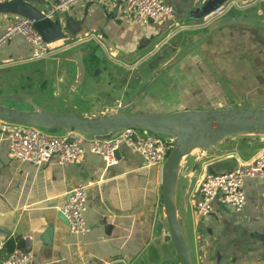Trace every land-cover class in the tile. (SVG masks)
Here are the masks:
<instances>
[{
	"label": "crops",
	"instance_id": "1",
	"mask_svg": "<svg viewBox=\"0 0 264 264\" xmlns=\"http://www.w3.org/2000/svg\"><path fill=\"white\" fill-rule=\"evenodd\" d=\"M28 1L44 8L54 2ZM165 1L174 7L175 20L183 23L177 31L173 32L171 22L137 23L125 13V0H78L66 12L53 16L62 22L71 17L81 23L77 41L48 42L50 57L33 60L32 46L21 35L2 42L0 74L28 69L38 74L42 84L34 92L24 87L8 92L49 101L61 111L96 116L104 108L123 106L135 92L129 85L133 72L126 75L124 68L111 67L110 61L146 65L165 47L172 50L171 55L178 52L210 24L200 20L216 4L235 1L241 7L230 15L264 22V0ZM15 17L0 13V36ZM87 48L92 51L85 59L93 57V52L99 55L94 56L98 73L88 66L83 79H78L74 62H68L71 67L65 69L57 62L52 69L48 66L52 59ZM179 61L176 68L161 73L148 86L130 112L264 107V26L219 25ZM188 100L194 104L184 103ZM2 125L0 122V234L13 240L15 247L30 250L31 264H180L161 216L163 165L146 166L141 154L123 145L113 165L107 166L101 156L87 149L80 162L62 164L53 156L37 167L9 156ZM263 152L264 136H254L234 139L206 154L196 169V154L184 160L177 203L181 202L179 209L186 222L192 264H264V178L245 180L247 201L240 213L214 204V211L201 218L193 208L205 173L247 165ZM79 184L87 186L89 231L84 236L70 233L68 224L58 216L67 193ZM9 252L4 248L0 258Z\"/></svg>",
	"mask_w": 264,
	"mask_h": 264
},
{
	"label": "water",
	"instance_id": "2",
	"mask_svg": "<svg viewBox=\"0 0 264 264\" xmlns=\"http://www.w3.org/2000/svg\"><path fill=\"white\" fill-rule=\"evenodd\" d=\"M247 1V0H244ZM221 4L214 5L210 12ZM48 7H39L28 0H10L0 2V13H12L34 21L35 28L47 42L62 39L64 43L73 44L81 31V23L71 17L63 22L60 19L47 17ZM206 12L205 14H208ZM248 23L264 26L261 20L244 16L227 14L211 22L202 29L197 38H192L178 52L171 55L163 66L148 73L147 67L140 68L131 74L129 85L135 89L132 97L121 107L104 108L99 115L83 116L72 111H61L53 103L35 96L2 93L0 94V121L38 126L44 129L77 130L90 135H105L133 128L171 138L174 148L163 164L162 173V220L169 232L170 242L179 258L180 264H192L186 222L182 217L177 203L179 175L184 160L192 154L198 156L194 169L201 159L214 152L217 148L231 144L234 139H249L264 136V107H228L215 109H186L171 113H133L132 106L139 100L148 86L169 65L181 60L196 48L207 36L208 32L222 24ZM92 49L73 50L60 59H52L49 68L57 62L61 68L71 67L74 62L78 70V79H83L88 57ZM172 50L169 47L159 54V58ZM83 52V54H81ZM89 53V54H88ZM95 57L99 56L93 52ZM158 58V60H160ZM66 68V71H67ZM99 67L94 73H98ZM148 73V76L142 74ZM23 103L24 107L18 105ZM119 157V150L116 158ZM58 216L68 224L65 215L59 211Z\"/></svg>",
	"mask_w": 264,
	"mask_h": 264
},
{
	"label": "built area",
	"instance_id": "3",
	"mask_svg": "<svg viewBox=\"0 0 264 264\" xmlns=\"http://www.w3.org/2000/svg\"><path fill=\"white\" fill-rule=\"evenodd\" d=\"M10 0H0L5 2ZM78 0H54L45 11L47 17L64 13ZM241 7L235 1H229L215 8L200 20L208 24ZM125 13L141 25H164L173 23V32L183 27V23L175 20L174 7L165 0H125ZM16 35H21L32 46L33 60H44L51 56V48L42 34L35 28L34 21L25 17H15L10 21L3 34L0 44ZM2 122V130L8 140L9 156L22 162H30L41 166L53 156H57L62 164L80 162L86 150L101 156L106 165L117 162L116 152L126 146L143 157L146 166L163 165L174 148L171 138L133 128L123 129L112 134L90 135L71 129L64 133L53 132L38 126L19 123ZM247 178H264V152L251 163L238 166L224 172L208 171L200 179L198 197L193 208L198 217H207L214 211V204H219L235 213L242 212L247 197L245 180ZM87 186L79 184L69 190L66 200L58 207L68 221L69 232L84 236L89 231L86 221ZM8 238L0 234V253L5 248ZM33 254L30 250L15 247L0 264H31Z\"/></svg>",
	"mask_w": 264,
	"mask_h": 264
},
{
	"label": "rangeland",
	"instance_id": "4",
	"mask_svg": "<svg viewBox=\"0 0 264 264\" xmlns=\"http://www.w3.org/2000/svg\"><path fill=\"white\" fill-rule=\"evenodd\" d=\"M231 13H235V11H232ZM152 47L154 49L156 48L155 45H152ZM163 50H159L157 53L153 54L149 58V60L145 62L146 65L145 64L140 65L139 63L135 64L136 61L128 62L129 65L128 64L127 65H124V64L116 65V64H114L115 62L110 61L111 64H113V66H111V67H115V66L117 67L118 66L119 68H124L126 75H128L129 72L139 71L140 68H142V67H147L148 73L151 74L153 71H155L158 68H160L161 66H163L165 64V62L170 59V57H171L170 53H168L167 55H163V57L159 58V54ZM158 58L160 60H158ZM179 62L180 61L172 63L163 72L176 68L177 64ZM97 64L98 63L95 64L93 62V63H91L90 66L92 68H96V67H98ZM28 73H30V78H26V74H28ZM142 75L144 77L146 74H142ZM159 80H162V79H159ZM41 85L42 84L40 82H38V74L35 73V71L29 72L28 69H9L6 73L0 74V94L9 93L8 91H12V90L13 91H20V90H22V87L27 89L29 92H34L36 88H38V90H40ZM184 103H186L187 105L194 104L191 100L185 101ZM19 106L24 107V105H19ZM48 130L53 131V132H58L62 129H48ZM204 158L205 157H203L201 160H203Z\"/></svg>",
	"mask_w": 264,
	"mask_h": 264
},
{
	"label": "trees",
	"instance_id": "5",
	"mask_svg": "<svg viewBox=\"0 0 264 264\" xmlns=\"http://www.w3.org/2000/svg\"><path fill=\"white\" fill-rule=\"evenodd\" d=\"M93 62L94 63H97V59L94 56L89 58V64H88V66L91 67L90 65ZM14 247L15 246H14V241L13 240L7 241L5 248H7L9 251H11Z\"/></svg>",
	"mask_w": 264,
	"mask_h": 264
}]
</instances>
